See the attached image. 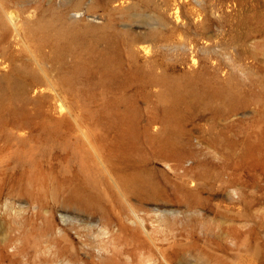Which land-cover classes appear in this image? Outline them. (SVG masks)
I'll return each mask as SVG.
<instances>
[{
	"label": "rangeland",
	"instance_id": "rangeland-1",
	"mask_svg": "<svg viewBox=\"0 0 264 264\" xmlns=\"http://www.w3.org/2000/svg\"><path fill=\"white\" fill-rule=\"evenodd\" d=\"M0 62V264H264V0H0Z\"/></svg>",
	"mask_w": 264,
	"mask_h": 264
},
{
	"label": "bare ground",
	"instance_id": "bare-ground-1",
	"mask_svg": "<svg viewBox=\"0 0 264 264\" xmlns=\"http://www.w3.org/2000/svg\"><path fill=\"white\" fill-rule=\"evenodd\" d=\"M176 11L177 10H174L170 13L168 12L169 13L168 17L166 16L165 20H168L169 18L177 20V18H176L177 15H174L176 13ZM52 26H53V22L50 20V21H46V22L37 23L36 29H38L41 32H46ZM95 29H96V26L91 24V23H87L84 27H81L80 29L77 28V26H75V24H73V23H68V24L63 23V24L59 25L55 30L60 35H74V36H76V35H78V30L84 32V31H92ZM76 30H77V32H76ZM142 36H144V35H142ZM153 46H154V43H153L152 39H144V41L137 44V48L143 52H148L149 50H151L153 48ZM0 65L2 66L3 64L0 62ZM173 93H175L174 95H176L175 90H173Z\"/></svg>",
	"mask_w": 264,
	"mask_h": 264
}]
</instances>
